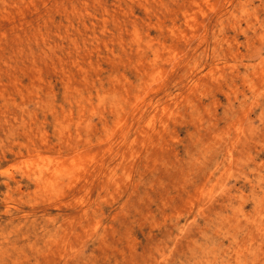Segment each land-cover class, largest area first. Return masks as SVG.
I'll use <instances>...</instances> for the list:
<instances>
[{
    "label": "rangeland",
    "instance_id": "obj_1",
    "mask_svg": "<svg viewBox=\"0 0 264 264\" xmlns=\"http://www.w3.org/2000/svg\"><path fill=\"white\" fill-rule=\"evenodd\" d=\"M0 264H264V0H0Z\"/></svg>",
    "mask_w": 264,
    "mask_h": 264
}]
</instances>
